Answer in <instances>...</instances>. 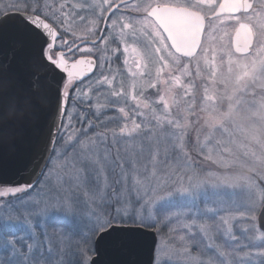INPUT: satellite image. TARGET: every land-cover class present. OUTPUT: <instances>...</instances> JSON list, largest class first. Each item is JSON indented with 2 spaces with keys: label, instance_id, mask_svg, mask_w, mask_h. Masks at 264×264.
<instances>
[{
  "label": "snow or ice",
  "instance_id": "6c2138e0",
  "mask_svg": "<svg viewBox=\"0 0 264 264\" xmlns=\"http://www.w3.org/2000/svg\"><path fill=\"white\" fill-rule=\"evenodd\" d=\"M261 14L249 0H100L81 29L85 17L76 5L52 10L42 0H16L0 8V25L18 18L35 53L26 91L0 70V138L29 118L54 83L58 121L49 143L59 145L28 179L0 181V264H63L62 245L71 247L75 264H98L106 241L148 233L150 264H264V25L256 35V25L243 22ZM228 25L234 52H218L217 33ZM104 52L121 61L130 83L106 68V57L97 55ZM236 53L243 60H234ZM193 76L206 81L204 104L195 102ZM101 96L105 104L94 106ZM113 109L118 115L107 116ZM121 119L118 131L109 129ZM216 132L227 133L229 143L242 138L245 150L223 146ZM123 137L145 146L146 162L120 157ZM189 147L203 157L196 167L187 163ZM206 184L246 195L219 222L212 209L185 211ZM47 226L63 229L64 240L57 243Z\"/></svg>",
  "mask_w": 264,
  "mask_h": 264
},
{
  "label": "water",
  "instance_id": "95a60500",
  "mask_svg": "<svg viewBox=\"0 0 264 264\" xmlns=\"http://www.w3.org/2000/svg\"><path fill=\"white\" fill-rule=\"evenodd\" d=\"M254 3V0H249ZM18 18L11 17L0 25V70H7L18 79V87L26 91L30 87L29 66L35 55L23 41L18 29ZM233 47L237 43L234 35ZM255 37H253L254 39ZM245 37L241 34L239 43ZM239 54V53H238ZM46 99H37L36 107L23 123L14 125L5 138H0V181L15 182L28 179L42 163L52 139L50 130L58 121L57 96L52 83L43 94ZM151 233L118 235L100 246L98 264H150Z\"/></svg>",
  "mask_w": 264,
  "mask_h": 264
},
{
  "label": "rangeland",
  "instance_id": "374dc122",
  "mask_svg": "<svg viewBox=\"0 0 264 264\" xmlns=\"http://www.w3.org/2000/svg\"><path fill=\"white\" fill-rule=\"evenodd\" d=\"M62 0H42V3L47 4L51 7L52 10H58L59 6L62 4L61 2ZM67 1V5H73L76 3H79L78 0H66ZM76 2V3H75ZM16 3V0H0V8H4L5 6H10L12 4ZM258 11V10H256ZM255 24L257 23V21L260 19L259 16L255 17ZM260 27V26H258ZM259 34H260V28H259ZM262 40H264V36L260 37ZM217 47V45H216ZM221 50H218V52H220ZM211 55V54H209ZM233 59H241L243 60V57L241 56H237L234 55ZM226 67L227 65H224L223 70L226 71ZM201 68L203 70L204 68V64L203 61H201ZM192 70L193 73L195 72V66L194 64L192 65ZM203 75L206 76V73H203ZM117 78L120 79L122 77H120L119 75H117ZM185 82L188 81L189 78L185 77ZM125 83L126 85L129 82V80L125 79ZM194 84H195V89H194V96H195V102L196 104H204L205 102L203 101L202 97H203V89L205 86L206 81H203L201 77H195L193 76L192 78ZM211 88V85H208ZM153 91V90H150ZM182 89H176L175 90V95L178 97L179 100H183V99H187L185 97L182 96ZM91 95V94H90ZM107 99L109 100H117V98H112V97H108ZM153 99H155V96L153 95ZM106 102V97L105 96H101L99 98H93V105L94 106H99V105H103ZM131 102L129 101V104ZM208 105H211V102H207ZM119 106H123V102L119 101ZM183 107V105H182ZM71 110V109H70ZM96 108H93V111H95ZM80 111V109H77V112ZM173 111H175V105H173ZM107 116H117L118 112L115 111V109L107 111ZM94 118V117H93ZM147 118H151V114L150 112L148 113V117ZM73 119L75 121L76 119V114L74 113ZM137 122H141V119L138 118ZM124 121L121 119L118 123H109L108 127L109 129L112 128H116V130L118 131V126L119 124H123ZM229 131H231V129H229ZM193 136V140L195 139V133H191ZM110 135V134H109ZM206 135V130H201V135H200V140L202 143H205V137ZM216 138L218 140H220L223 144V146L228 147L230 150L232 151H237V152H243L245 149L242 147L240 140H242V138H237V137H233L231 139L237 140L236 143H229V139L230 137L228 136L227 133H221V132H216L215 133ZM213 143H215V141H213ZM244 143H248L249 146L251 147V142L249 141H244ZM119 149H120V157L123 158L124 160H128V159H135L138 155L139 158L141 160H144L145 162L148 159V152L145 148V146L139 142L138 139H130L127 137H123L120 138V144H119ZM189 152V156L191 157V159H189L187 161L188 164H191L193 167H196L197 165L201 164V161L203 159L202 156H198L196 151L194 149H192L191 147H189L188 149H186ZM115 151L116 149L113 148V155L115 156ZM215 155V154H214ZM194 161V163H193ZM127 167V165H125ZM139 166V165H137ZM187 167L184 169V171H187ZM214 170V169H213ZM181 178H183V172H181ZM109 179H112L111 177ZM184 184L185 186H187V181L184 180ZM244 193H242L239 189H231V188H225V187H221V188H214L211 184H206L203 186L202 190L199 192L198 194V198L195 200L194 203L190 204L188 207L185 208V211L187 212H191V213H197V212H206L208 209H212L213 212L216 213L215 215V220L216 222L220 221V217H224L225 219L228 218V212L227 209L231 206H233L234 204H239L241 203L244 198H245ZM205 219H207V217H205ZM209 223H211L212 221H208ZM172 226H175V224H173ZM47 231L49 233H51L53 235L54 240L57 243H60V241L64 240V237L60 235V231H63V229H60V231L55 230L52 226H47ZM238 231V230H237ZM40 229H37V233L39 234ZM167 234V229H163L161 232V236L164 237ZM238 235H239V231H238ZM243 240V236L240 237ZM62 248H64V254L60 257L61 260H63V264H75L76 261V257L73 256L72 254V249L71 247H68L66 245H62ZM3 252H0V256H3ZM177 260H179V257H176Z\"/></svg>",
  "mask_w": 264,
  "mask_h": 264
},
{
  "label": "flooded vegetation",
  "instance_id": "af4514ba",
  "mask_svg": "<svg viewBox=\"0 0 264 264\" xmlns=\"http://www.w3.org/2000/svg\"><path fill=\"white\" fill-rule=\"evenodd\" d=\"M79 3L73 4L77 6V11L79 12L80 16H84L85 20L83 22H81V29L84 28L85 26L88 25V21L91 20L92 18V6L99 4L100 0H78ZM63 4H66L67 1L66 0H62L61 1ZM133 3H144L146 2V0H132ZM181 3L183 2H195V0H180ZM262 4H264V0H254L253 3V7L255 10L260 11L262 14L259 16L260 19L257 21V23L255 24V17L253 16L251 21L248 20H244L243 22L245 23H251L253 25H256V27L253 28V32L256 35H259V28L258 26H262L264 25V8H262ZM81 6H83L81 8ZM227 31L229 33V36L224 37V39L221 41L219 39L220 36L223 35V32ZM78 35H83V32L78 30L77 31ZM234 35H235V31H234V27L232 25H228L225 29H222L220 32L217 33V41H216V45H217V49L218 50H223V51H228L231 50L234 52V47H233V41H234ZM254 40L256 39V36H254ZM97 55H103L106 57V68L109 66V64H111V68L113 70L118 69V72H116V75H119L120 77H122L123 79H127V73L124 70V66L122 65L121 61H114L111 53L110 52H104V53H97ZM235 55L237 56H241V54L236 53ZM242 57V56H241ZM123 59V57H121V60ZM153 98V96H152ZM93 118V117H91ZM94 119V118H93ZM130 124V122H129ZM59 145L56 144L55 147H58Z\"/></svg>",
  "mask_w": 264,
  "mask_h": 264
}]
</instances>
